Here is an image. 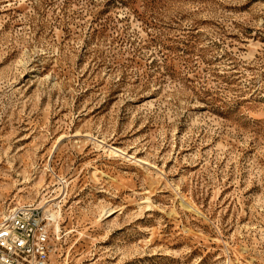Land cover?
I'll return each mask as SVG.
<instances>
[{"label":"rangeland","instance_id":"1","mask_svg":"<svg viewBox=\"0 0 264 264\" xmlns=\"http://www.w3.org/2000/svg\"><path fill=\"white\" fill-rule=\"evenodd\" d=\"M20 205L47 264H264V0H0Z\"/></svg>","mask_w":264,"mask_h":264},{"label":"built area","instance_id":"2","mask_svg":"<svg viewBox=\"0 0 264 264\" xmlns=\"http://www.w3.org/2000/svg\"><path fill=\"white\" fill-rule=\"evenodd\" d=\"M48 234L36 207H14L0 223V264H47Z\"/></svg>","mask_w":264,"mask_h":264},{"label":"bare ground","instance_id":"3","mask_svg":"<svg viewBox=\"0 0 264 264\" xmlns=\"http://www.w3.org/2000/svg\"><path fill=\"white\" fill-rule=\"evenodd\" d=\"M51 217H53V215H51ZM55 229H58V226H57V224H55Z\"/></svg>","mask_w":264,"mask_h":264}]
</instances>
